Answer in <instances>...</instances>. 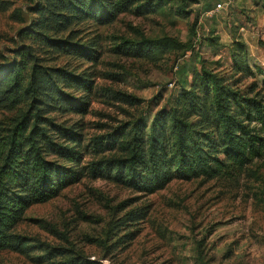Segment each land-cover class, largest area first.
I'll return each instance as SVG.
<instances>
[{
  "label": "trees",
  "instance_id": "16d2710c",
  "mask_svg": "<svg viewBox=\"0 0 264 264\" xmlns=\"http://www.w3.org/2000/svg\"><path fill=\"white\" fill-rule=\"evenodd\" d=\"M29 1L31 17L17 33L12 58L0 63V253L31 258L36 264H96L81 255L67 257L66 249L17 231L30 207L52 201L85 177L148 196L172 181L234 180L264 160V80L246 89L239 86L243 77L252 75L240 42L231 51L232 73L218 72L219 61L202 62L190 85L173 93L149 123L137 118L87 142L82 125L59 120L85 117L94 96L89 70L101 58L99 39H85L80 24L109 26L124 15L154 14L165 4L185 7L196 0ZM5 5L0 2V8ZM131 45L124 41L115 53L160 61L189 48L170 38ZM63 57L90 68L50 64ZM114 99L135 105L124 95ZM146 216L131 211L121 222L125 226Z\"/></svg>",
  "mask_w": 264,
  "mask_h": 264
},
{
  "label": "rangeland",
  "instance_id": "374dc122",
  "mask_svg": "<svg viewBox=\"0 0 264 264\" xmlns=\"http://www.w3.org/2000/svg\"><path fill=\"white\" fill-rule=\"evenodd\" d=\"M0 2L6 4L0 8V63H5L18 44V31L31 17L27 7L32 4L29 0ZM218 4L219 11L210 17L207 10ZM263 4L264 0H196L185 7L165 4L154 14L124 15L109 26L83 22L78 26L82 36L97 37L101 51L98 64L89 70L95 79L94 96L85 117L66 115L59 120L82 125L87 142L137 118L149 123L173 93L190 85L202 62L219 61L218 72L232 73L235 42L243 44L240 54L252 72L239 86L261 84ZM163 38L189 48L166 54L160 61L115 53L124 41L132 46ZM50 64L90 68L66 57ZM116 94L131 98L135 105L116 101ZM131 211L147 212V216L124 226L121 218ZM114 224L119 226L111 228ZM17 231L66 249L67 257L81 255L96 264H264V160L234 180L172 181L148 196L85 177L52 201L30 207ZM123 236L127 238L113 243ZM36 254L40 253L32 256ZM0 263L36 264L13 253H0Z\"/></svg>",
  "mask_w": 264,
  "mask_h": 264
},
{
  "label": "built area",
  "instance_id": "2783aa9c",
  "mask_svg": "<svg viewBox=\"0 0 264 264\" xmlns=\"http://www.w3.org/2000/svg\"><path fill=\"white\" fill-rule=\"evenodd\" d=\"M219 7H220V6H219V4H218L217 6H215L214 10L212 9V10L208 11L207 14H209L210 17H213V16L219 11ZM212 11H213L214 13H213Z\"/></svg>",
  "mask_w": 264,
  "mask_h": 264
}]
</instances>
